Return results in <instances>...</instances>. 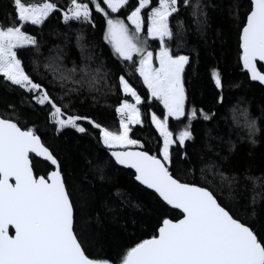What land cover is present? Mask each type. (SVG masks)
I'll list each match as a JSON object with an SVG mask.
<instances>
[{"label": "snow or ice", "instance_id": "1", "mask_svg": "<svg viewBox=\"0 0 264 264\" xmlns=\"http://www.w3.org/2000/svg\"><path fill=\"white\" fill-rule=\"evenodd\" d=\"M12 4V18L0 23V78L44 106L57 132L70 127L86 133L82 121L98 129V141L115 164L134 169L135 181L177 210V215L163 216L152 235L114 257L102 251L90 252L77 227L92 233L91 215L83 210L92 188L75 183L70 187L59 158L42 141L35 125L21 121L14 112L0 114V264H264V172L255 175L245 169L226 173L221 165L213 164L201 168L197 180L192 167L186 169L183 178L173 171L171 147L178 143L183 148L186 141L194 139L191 122L198 114L204 120H210L212 114L186 106L185 72L191 61L180 51L185 47L181 39L184 25L176 19L174 31L170 18H176L173 14L179 16L182 4L191 9L196 23L206 26L207 5L202 0H70L66 9H58L54 0H12ZM241 6L233 3L229 9L238 20V60L253 81L264 84V71L258 69V63L264 62V0H248L243 17ZM93 10L102 14L105 23L103 41L125 67L119 75L102 71V62L93 68V56H84L91 45L83 43L84 37L78 33L77 46L87 62L77 65L72 61L73 66L68 68L58 54L48 57L44 65L51 82L60 86L59 94L54 96L26 70L19 54L24 50L33 55L40 53V41L25 30V25L40 26L51 13L59 11L65 24L75 21L95 27ZM174 37L176 50L169 43ZM149 39L158 41V47L150 48ZM32 64H36L35 59ZM126 70L138 73L147 89L144 97L124 74ZM110 75L114 76L111 83ZM211 79L221 90L218 100H222L224 84L216 68L211 70ZM104 89L115 90L118 95L115 112L120 119L115 131L79 114L75 107L77 101L84 102L85 93L106 97ZM121 92L123 98L119 97ZM91 98L98 101V95ZM145 100L158 102L162 111L157 114L149 105L148 112L142 113L138 105ZM240 111L247 139L255 144L254 137L260 131L256 118L246 108ZM182 118L187 123L174 134L170 119ZM146 120L162 140L155 152L129 135L131 125H142ZM180 156L188 159L186 152ZM40 157L50 170L37 167ZM87 163L92 166V161ZM95 171L101 180L105 178L103 166H96ZM209 174L211 181L207 179ZM224 190L227 196H223ZM245 191L251 195L244 196ZM113 195L121 207L139 206L120 189Z\"/></svg>", "mask_w": 264, "mask_h": 264}, {"label": "trees", "instance_id": "2", "mask_svg": "<svg viewBox=\"0 0 264 264\" xmlns=\"http://www.w3.org/2000/svg\"><path fill=\"white\" fill-rule=\"evenodd\" d=\"M28 2L40 3L43 0ZM54 2L58 9H66L70 4V0ZM134 2L136 0H130V3ZM202 3L207 5L206 26L196 23V18L191 15V9L182 4L179 16L173 14L176 18H170V26L176 30V19L184 25L181 39L185 47L180 51L189 55L191 61L185 72L186 106L202 109L212 114V118L204 120L198 114L191 122L194 139L186 141L183 148L178 143L171 147L173 171L183 178L186 169L192 167L195 178L199 180L201 168L218 164L226 173L244 172L248 169L252 174L259 175L264 172V84L251 81L242 70L238 60V20L229 11L233 3L241 4L239 11L243 17L248 0H202ZM13 8L12 0H0V23L6 18L9 20L12 18ZM93 22L95 27L75 21L65 24L61 13L54 11L40 26L30 23L25 25V30L36 35L40 41V53L33 55L30 50H24L19 54L23 57L26 70L34 79L45 84L54 96L59 94L60 86L51 82L52 76L44 65L48 57H56L58 54L63 57V63L68 68L73 66L72 61L77 65L87 62L82 58L81 49L77 46L78 33L83 35V43L91 45L85 49L84 56L88 54L93 56V68L102 62L104 64L102 71L110 70L112 74L119 75L121 68L125 67V63L112 55L110 46L102 39L105 26L102 14H97L93 10ZM148 43L150 48L158 47V41L149 39ZM169 43L173 50H176V38ZM33 59L36 60L35 65L32 64ZM213 68L222 74L224 84L222 100H218L221 90L215 88L211 79ZM258 68L264 70L259 63ZM124 74L130 79L138 94L144 97L147 89L139 79L138 73L126 70ZM113 79L114 76L110 75L109 82L111 83ZM104 91L107 92V89ZM91 95H98V101L94 102ZM91 95L85 93L84 102H76L78 113L92 117L111 130L118 129L120 117L115 112V106L119 99L115 90L107 92L106 97L97 93ZM124 95L122 92L119 93L120 98ZM127 98L133 101L130 96ZM149 105L157 114L162 111L163 106L156 101L145 100L138 107L142 113H147ZM245 108L252 118H256L257 127L260 129L254 137L255 144L247 139V129L243 126L244 117L240 110ZM13 112L21 121L36 126L42 141L59 158L70 187L75 183L77 186L83 184L92 188L93 194L83 209L91 215L92 233L82 232L79 225L77 227L90 252L102 251L107 256L114 257L139 239L152 235L163 216L177 215V210L165 205L154 192L136 182L131 170L115 164L107 149L98 141V129L87 121H82V125L87 129L86 133L76 132L70 127L57 132L44 106L31 100L28 92L0 78V114ZM184 123H187L185 118L181 121L170 119V130L176 134ZM130 127L131 138L141 140V143L153 152L158 150L162 140L150 121L146 120L142 125ZM181 152H186L188 159H182ZM224 157L226 159H222ZM88 161H92L91 167ZM96 166L105 168L103 180L96 173ZM37 167L50 170L48 163L40 159ZM207 179L212 180L211 174ZM117 189H120L133 204L139 206L132 207L126 204L121 207L113 195ZM227 195V191L224 190L223 196ZM250 195V192H244V196ZM261 217H264V211L261 212Z\"/></svg>", "mask_w": 264, "mask_h": 264}, {"label": "water", "instance_id": "3", "mask_svg": "<svg viewBox=\"0 0 264 264\" xmlns=\"http://www.w3.org/2000/svg\"><path fill=\"white\" fill-rule=\"evenodd\" d=\"M259 64H261V65H264V62H259ZM242 67V66H241ZM259 69V68H258ZM242 70L244 71V72H246V70H244L243 68H242ZM260 70V69H259ZM264 71V70H263ZM247 73V72H246ZM248 75V74H247ZM248 77H249V79L251 80V81H253L251 78H250V76L248 75ZM253 82H257V83H260L259 81H253ZM261 84V83H260ZM109 155H110V153H109ZM38 159H40V160H42V161H44L43 160V158L42 157H40V158H38ZM113 161H114V159H112ZM115 162V161H114ZM118 166H120V167H123V168H127V169H129V170H131L132 172H133V174H134V169H131V168H128V167H125V166H121V165H118ZM136 182H138V181H136ZM139 183V182H138ZM143 186V185H142ZM143 187H145V186H143ZM146 188V187H145ZM150 191H152V190H150ZM168 207H170V206H168ZM171 208V207H170Z\"/></svg>", "mask_w": 264, "mask_h": 264}, {"label": "rangeland", "instance_id": "4", "mask_svg": "<svg viewBox=\"0 0 264 264\" xmlns=\"http://www.w3.org/2000/svg\"><path fill=\"white\" fill-rule=\"evenodd\" d=\"M130 102L134 103V101H130ZM118 128H119V127H118ZM116 130H118V129H116Z\"/></svg>", "mask_w": 264, "mask_h": 264}]
</instances>
